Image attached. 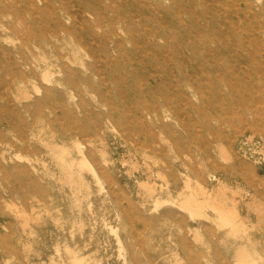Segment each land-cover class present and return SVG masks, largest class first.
<instances>
[{
	"label": "rangeland",
	"instance_id": "rangeland-1",
	"mask_svg": "<svg viewBox=\"0 0 264 264\" xmlns=\"http://www.w3.org/2000/svg\"><path fill=\"white\" fill-rule=\"evenodd\" d=\"M0 13V264H264V0Z\"/></svg>",
	"mask_w": 264,
	"mask_h": 264
},
{
	"label": "bare ground",
	"instance_id": "bare-ground-1",
	"mask_svg": "<svg viewBox=\"0 0 264 264\" xmlns=\"http://www.w3.org/2000/svg\"><path fill=\"white\" fill-rule=\"evenodd\" d=\"M7 15H10V17H12L11 19L17 18V14L15 13V11H12V10L9 11L7 13ZM0 17H1V13H0ZM8 27L11 30L13 29V27L11 25L8 26L7 24H1L0 29L7 30ZM43 79L47 82L50 80L49 76L47 74V71L43 72ZM38 87H36V88H38ZM56 147H58L57 149H59V152L61 153L60 157L64 158L63 153L68 152V151L65 148H63L62 146H59L58 144H56ZM77 151L82 154L81 155L82 157L79 160L80 165L81 166H87L90 170H92L95 177L97 178V181L100 182L99 176L95 172L94 168L90 165L89 161L87 160V156L85 155V153L83 152L81 147H79L78 144H77ZM222 152H223L224 156H226V157L229 156L226 149L223 147H222ZM2 154H3V151H2ZM196 192L206 193L205 187L200 186V188H198L197 190H193L191 193H196ZM225 192H227V191L221 187L220 191L217 192L212 198L199 200V199H196L192 196L190 198H186L184 200V203L189 207V209L191 211H193L197 214H204L203 212H204L205 207L206 206H212L214 209H216L218 211L220 220L223 224L230 225L233 229H236V230L241 229L243 227L244 223L241 220V216H240V213L238 212V208L236 207V204L234 203L233 206H227L225 199L221 198V194L225 193ZM238 192L239 191H232V195H234L235 193H238ZM254 203H256V206L259 207V209H258L259 211L262 209V206L264 207V205L261 202L254 201ZM260 212H262V211H260ZM19 214L22 217H24L25 221H27L29 218H31V215H29L24 210L19 211ZM77 260L81 261L79 259H77ZM238 264H254V263H253V259L245 257V258H240Z\"/></svg>",
	"mask_w": 264,
	"mask_h": 264
}]
</instances>
